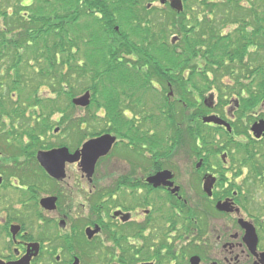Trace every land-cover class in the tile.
I'll return each instance as SVG.
<instances>
[{"label":"flooded vegetation","instance_id":"1","mask_svg":"<svg viewBox=\"0 0 264 264\" xmlns=\"http://www.w3.org/2000/svg\"><path fill=\"white\" fill-rule=\"evenodd\" d=\"M130 1L139 8L129 29L143 34L130 45H156L185 56L184 89L192 108L182 123L148 126L153 149L145 141L150 132L143 108L123 109L127 128L93 136L108 134L114 141L92 173L78 159L65 162L63 175L55 178L37 153H74L85 140L73 150L65 143L45 146L34 126L49 128L46 119L29 112L36 104L54 106L65 108L64 118L66 68L52 91L50 85L57 84L48 79L46 59L0 56V264H264V0H178L179 8L171 6L173 0ZM18 32L12 29L13 41ZM164 34L171 47L164 46ZM36 59L44 66L40 71L32 65ZM172 83L168 95L187 107L174 87L184 90ZM57 94L61 107H49ZM141 101L134 99L135 105ZM162 108L173 118L179 112ZM131 109L138 110L135 116H128ZM197 121L217 134L198 141L196 149L189 136ZM132 127L141 135L132 137ZM104 160L114 173L107 181L99 170ZM163 172L160 184L149 182ZM124 188L137 197L130 206L117 202ZM44 198H51L50 207L41 204Z\"/></svg>","mask_w":264,"mask_h":264},{"label":"trees","instance_id":"2","mask_svg":"<svg viewBox=\"0 0 264 264\" xmlns=\"http://www.w3.org/2000/svg\"><path fill=\"white\" fill-rule=\"evenodd\" d=\"M137 9V6H133L130 0H0V56L16 54L15 56L20 58L40 57L46 59V65L51 68L57 67L62 62L69 70L75 68L79 75L83 77L88 75L96 108L102 109L105 121L108 117L115 121L116 116L114 115L118 113L117 108H119L118 96H130L129 98L134 96V99H139L140 96L146 97L145 91L148 94L153 91L156 94L151 95V98H155L151 104L154 105L156 102L155 107H158V115L161 116L158 118L153 114L148 115L150 126L157 130L158 124H160L159 119L168 117L173 120L172 112L168 108H162V102L169 108H175L174 105L179 106V112H175L178 114V118L180 117L179 122L182 123L183 116L186 118V108H192L190 106L191 97L189 98V94L184 89L186 84L183 80V67L185 68L187 64L182 63V57L185 56L176 54L171 48H157L152 51L154 49L149 47L150 50L148 48L134 50L141 56V60L131 59L134 62L131 63L132 65H129L125 60H115L116 55L113 53H111L110 59H107L106 52L110 50L106 51L105 49L108 39L105 33L110 30L112 33L118 34L113 27H110V24L118 21L127 24L129 21L135 20ZM64 18L67 19L66 33L61 30ZM80 20L82 22L79 23ZM14 28L20 29L16 41H13L9 36ZM131 30L137 35L136 41L143 39V34L137 32L136 27L132 26ZM64 34L67 45L64 44ZM92 44L94 47L89 50L87 47ZM68 45L69 51L76 48L80 52L82 47V59L78 54L69 55L64 60L59 57V53L67 50ZM131 48L136 49L132 46ZM188 50L191 52V49ZM183 54L188 55V52ZM78 59L83 61L82 72L79 71L82 62L77 63ZM137 61L142 63L138 64ZM36 63L38 66L41 65L37 59ZM148 66L151 67L150 71ZM29 67L32 68L30 65ZM101 68H105L104 71H100ZM149 73L155 75L156 78H150ZM173 81L180 84V88L184 90L183 93H179L174 87L175 92L179 94L178 96H182L187 107H184V102L176 101V96L168 95L170 92L168 83L173 86ZM157 82L158 84L160 82L163 92L161 88L159 90ZM126 87L129 88V91L125 92ZM73 97V93L67 92V108H74L71 103ZM147 109L153 110V108H146V111ZM134 114L136 115L135 111ZM96 116L97 114H94V117ZM121 121L123 122L124 119ZM106 126L108 127V123ZM148 131L150 132L151 129L148 128ZM163 136H165L164 132ZM189 137L196 149L198 141L201 144L205 142L204 139L207 137L201 123L197 121L194 136L193 133H190ZM150 138L151 141L154 140L152 132L146 134V139L150 140ZM179 138L181 143L183 137L180 134Z\"/></svg>","mask_w":264,"mask_h":264},{"label":"rangeland","instance_id":"3","mask_svg":"<svg viewBox=\"0 0 264 264\" xmlns=\"http://www.w3.org/2000/svg\"><path fill=\"white\" fill-rule=\"evenodd\" d=\"M9 2L11 3V1H9ZM144 2L145 1H141V8H143L142 4ZM135 4H139V2L137 1ZM138 8H139V5H138ZM260 10H261V20H262V18H264V16L262 15L263 14L262 8ZM122 16H123V14H122ZM82 20H80L79 23L82 22ZM110 25H111L110 26L111 28L112 27L114 28V26L116 25L119 27V29L117 30V32H118V34H117L114 31H113L114 33H112L109 30L110 29V27H109L108 33H105V36L108 38L106 41L105 49H106V51L110 50V51L106 52L107 56H108L107 59H110V55H111V53H113L114 55H116L115 60H117V59H119L121 61L125 60L127 63H129V65H132L131 63H134V62H133V60L131 61V59L137 58L139 61L141 60V56L139 54H137L134 50H138L139 48H141V49L148 48L149 50H150V48H152V49H154V50L151 49L152 51L157 50V48L155 47L156 45H153L150 48L144 47L143 45H140L136 49L131 48L130 42L131 41L135 42L136 37H137V35L132 33L133 31L131 29H129L131 25H129L128 23L123 24L120 21L115 22V23L110 24ZM65 29L66 28L61 29L63 33H64ZM164 36L166 37L167 34H164ZM64 39H65L64 44L67 45L66 37H64ZM165 40H163V42L165 43L164 46L165 47H171L170 45H168V43L170 42L169 39L166 37ZM158 46H160V44H158ZM93 47H94V44L89 45L87 48L89 50H91ZM68 48H69V45L67 47V50L65 49L59 53V57H62L64 60L69 55L73 56V54L74 55L78 54V56H81L79 58L82 59V57H83L82 47L80 49V52L77 51L76 48H72L70 51ZM69 52H70V54H69ZM9 56H11V55H9ZM79 61L82 62L81 63L82 67L79 66V68H80L79 71L82 72L83 61L78 59L77 63H80ZM139 61H137L136 63L141 64L142 62H139ZM32 65H34L35 67L37 66L39 71L42 68H44V66L39 67L37 65L36 61H35V63H32ZM62 66L66 68L64 75L66 76V80H67L66 85L63 88L61 87L63 91L71 92L74 94V96H79L83 93V91L86 88H90L91 82L89 80L88 75H85L83 77L82 75L78 74V72L76 71L75 68L69 70L67 68V66L66 65L64 66V64H62V62H61L60 65H58L57 67H53V68L48 67V69H47L48 79L52 80V85L55 82L57 84L56 87H53L50 85V88L52 91H53V89H57V87L59 86V84H58L59 77H60V74L63 72ZM60 67H61V69H60ZM148 68L150 71L151 67L148 66ZM104 69L101 68L100 71H104ZM183 69H184V67H183ZM110 73H111V70H110ZM150 78L155 79L156 76L151 75ZM106 86H108V85H106ZM110 88H112V87H110ZM160 93H162V92H160ZM46 94L47 93L42 94L39 98H41V99L44 98L46 96ZM91 94H93V92ZM152 94L154 96L156 93L151 91L150 94H148V92L145 91L146 97L142 98V101L137 105H135L134 96H132V98H129L130 96H128V97L118 96L117 99L119 101V108L114 107V108L118 109V113L114 115V116H116L115 121L110 119V117L106 118V121H105V116L103 115V113L101 111L97 112L94 97H93V101H91L90 105L87 107L82 108V107L75 106L74 108H67L66 109V115H64V118L62 119V117H61L62 115L60 114V110H64L65 108L60 109V108H55L54 106H52L53 104H55L56 106L61 107L62 97L59 94H57L56 98L52 99L51 103L49 104V107L52 106L51 108H43L39 104H36L37 110L36 111L34 110L33 112L30 111L29 115H30V117H32L34 115L35 119H38V117L41 118L40 121H43L44 119H46L45 123L48 125L49 128L43 129V127L40 125L41 127L38 129L36 125L34 126V128H35L34 131H35L36 135H40L43 138V142H41V143H45L43 145L46 146L47 144L54 145L57 143H65L71 150H73L78 145H80L81 142H83L85 139L93 137L99 133L108 132V131H116V132L117 131H123L124 127L127 128V126H125L126 125L125 121H123V122L121 121L123 119L121 112L125 108H129V107L130 108H137V109L143 108L142 114H140V115L143 118L142 119L143 122H144V120H146L144 122V124L148 128V126H150V122L148 121V118H147V117H149L148 115L153 114L155 117H158V118L161 116L160 114L158 115V110H157L158 107H155V104H156L155 100H154L155 104L154 105L151 104V101H153V98H154V97L151 98ZM161 106L166 107L164 102H162ZM34 107H35V104H34ZM146 108H153V110L147 109V111H146ZM175 108H179V106H176ZM137 109L135 110V113H136V111H138ZM94 114H97V116L94 117ZM132 115L133 114L130 113V115H128V116L132 117ZM133 116H135V114ZM179 120L180 119L178 118V114L174 116L173 120H170V118H168V117L159 119L160 127L166 129L169 126L176 124ZM107 123H108V127L106 126ZM54 127H58V132L56 134L53 133ZM132 128H134V127H132ZM136 130H137V128H134L132 131H130L131 134L132 135H141ZM204 134H206L207 139L214 140L216 138L217 132L212 131V130H208L205 128ZM156 139L158 140L157 136L155 137V140ZM148 140L149 139L145 140L146 144H147ZM148 146H149L148 148H150V149L155 148L153 141H151V138L148 141ZM148 152H149V150H148ZM185 156H186V154H184V153L179 154V166H180L181 171H183L182 165H185V163H186V159H184ZM110 168L111 167H110L109 163L107 162V160H104L100 163L99 170L102 173L104 172L103 173L104 175L101 173L102 177L108 175L106 178H103L102 180L107 181L108 178H110V177L112 178L114 173L112 171H110ZM74 171H76L75 168L69 169V172H74ZM110 172H112L113 174H109ZM102 183H104V182H102ZM85 189H86V186H85ZM126 189L127 188H124L123 189L124 192L120 193L119 198H117V200H118L117 202H121V203L126 202L124 204H127V206H130V205H132L131 203H133V202H130V200L132 198L137 199V197L134 195H131V194H127L125 192ZM84 203H86V201H84Z\"/></svg>","mask_w":264,"mask_h":264},{"label":"water","instance_id":"4","mask_svg":"<svg viewBox=\"0 0 264 264\" xmlns=\"http://www.w3.org/2000/svg\"><path fill=\"white\" fill-rule=\"evenodd\" d=\"M180 1L173 0L171 6L174 8H179ZM90 96L88 92H85L83 95L76 97L72 100V103L76 106L85 107L89 104ZM206 122L217 121L213 117L204 118ZM219 123V122H218ZM114 138L108 134L101 135L96 138L89 139L82 144L80 150H76L74 153H70L67 148L53 149L50 151H40L37 153V159L40 165L55 178H59L63 175V168L65 162H74L80 159L81 166L84 172L91 174L93 171L94 164L96 160L107 153L111 147ZM164 174H157L154 177L149 178V182L158 185L163 181ZM51 198H44L41 200L42 205H47L50 207Z\"/></svg>","mask_w":264,"mask_h":264}]
</instances>
